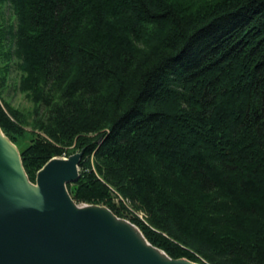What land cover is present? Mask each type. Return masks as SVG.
Returning a JSON list of instances; mask_svg holds the SVG:
<instances>
[{
    "label": "trees",
    "instance_id": "obj_1",
    "mask_svg": "<svg viewBox=\"0 0 264 264\" xmlns=\"http://www.w3.org/2000/svg\"><path fill=\"white\" fill-rule=\"evenodd\" d=\"M6 2L0 62L35 117L1 98L6 65L0 126L32 128L30 180L83 151L76 202L132 212L172 258L264 264V0Z\"/></svg>",
    "mask_w": 264,
    "mask_h": 264
},
{
    "label": "water",
    "instance_id": "obj_2",
    "mask_svg": "<svg viewBox=\"0 0 264 264\" xmlns=\"http://www.w3.org/2000/svg\"><path fill=\"white\" fill-rule=\"evenodd\" d=\"M83 153L54 157L34 184L0 127V264H197L151 259L96 207L76 208L67 186L80 176Z\"/></svg>",
    "mask_w": 264,
    "mask_h": 264
},
{
    "label": "rangeland",
    "instance_id": "obj_3",
    "mask_svg": "<svg viewBox=\"0 0 264 264\" xmlns=\"http://www.w3.org/2000/svg\"><path fill=\"white\" fill-rule=\"evenodd\" d=\"M0 11L4 15L6 25L15 24L16 17L14 15L12 8L8 4V2H6L4 4H0ZM18 63H20V60L17 58H12L9 60L6 59V61L2 60L0 62L1 69H4L3 66H6V65L9 67L8 72H6L5 74H2V75H4L3 76L4 91H3V94L1 95V98L8 101L12 107L20 109L25 114V116L27 117L29 123H32V121L34 120V117H35V105H34V102L31 101L28 94L21 90L20 83H21V77H22L23 72L18 68ZM27 132L28 133H26L25 136H23V137L20 136L16 139L10 137L8 134H6L4 132L6 137L18 148V151H19L21 157H22V150L25 149L26 147H28L33 142V139H35V135L34 134L32 135V128L30 126L27 127ZM61 158H66V157L63 156ZM79 169H80V166H79ZM32 183L35 184L36 182L32 181ZM119 200H116V198H115L116 203L118 205H121ZM78 204H87V203H78ZM87 205H97V206L105 207V208L111 210L105 204H87ZM123 211L125 213L124 217L118 216L113 211L112 212L117 217L129 221L130 223H132L133 225H135L136 227H138L140 229V227L138 225H136L135 223H133L129 218V217L133 216L132 212H130V213L128 212V214H127L126 210L123 209ZM138 215L140 216L141 219H143L145 217L143 212H139ZM142 233H143V231H142ZM195 263L201 264L198 262H195Z\"/></svg>",
    "mask_w": 264,
    "mask_h": 264
},
{
    "label": "bare ground",
    "instance_id": "obj_4",
    "mask_svg": "<svg viewBox=\"0 0 264 264\" xmlns=\"http://www.w3.org/2000/svg\"><path fill=\"white\" fill-rule=\"evenodd\" d=\"M76 208H87V207H96L95 211L98 214H101L104 217H107L110 221H112L113 226L117 227L121 232H123L126 236L128 235L131 237L130 239L133 241L134 245L138 248L139 251L144 253L147 257L159 260L162 262L169 261V256L166 252H164L162 249L155 247L152 245L147 238L144 236L142 231L130 223L127 220H124L122 218H119L115 216L114 214H111L110 211L105 209L104 207L97 206V205H87V204H74ZM124 235V236H125Z\"/></svg>",
    "mask_w": 264,
    "mask_h": 264
}]
</instances>
